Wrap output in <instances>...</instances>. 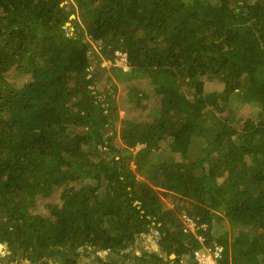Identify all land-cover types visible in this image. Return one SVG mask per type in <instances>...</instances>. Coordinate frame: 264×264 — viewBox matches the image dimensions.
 <instances>
[{
    "label": "trees",
    "instance_id": "1",
    "mask_svg": "<svg viewBox=\"0 0 264 264\" xmlns=\"http://www.w3.org/2000/svg\"><path fill=\"white\" fill-rule=\"evenodd\" d=\"M65 1L0 0V244L10 260L88 264L83 254L105 249L108 264H198L202 235L223 248L218 264H264V0ZM94 59L111 61V75L91 74ZM201 78L224 88L196 92ZM242 105L257 109L247 117ZM59 188L50 213H32ZM214 221L229 231L215 237ZM149 238L158 250L136 252Z\"/></svg>",
    "mask_w": 264,
    "mask_h": 264
},
{
    "label": "rangeland",
    "instance_id": "2",
    "mask_svg": "<svg viewBox=\"0 0 264 264\" xmlns=\"http://www.w3.org/2000/svg\"><path fill=\"white\" fill-rule=\"evenodd\" d=\"M63 5H68L67 10L70 9L69 6V1H65L63 3ZM77 17V16H76ZM74 15L71 16V19H75L76 18ZM65 29L67 30L68 34H72L75 29L76 26L73 22L69 21L66 25H65ZM96 52L97 54L100 53V48L99 46L94 43L93 45V51H91L90 55L91 57L94 56V53ZM99 55V54H98ZM125 56L124 52H116L115 54V66L118 67H123L126 70H129L128 66H127V62L123 61V57ZM122 58V59H121ZM103 61L101 63H98L95 59L92 60L91 62V67H90V73H94L95 71H97V75L100 74L101 77L103 76H110V66H111V61H109L108 59H102ZM103 82H99V84H101L100 86V91L102 92L103 90ZM136 84V82H135ZM141 84V85H140ZM138 85L141 86V89H148L149 87V83L145 80L142 81V83H140ZM192 86L194 87V91H205V92H212V91H217L220 92L221 90H223L224 85L222 83H220L219 80L217 79H208V78H201L199 80H197V82H192ZM128 89L126 88L125 85H119L118 86V90L116 92V98L118 100V111H119V115H120V119L123 118L126 114V102L124 100V96L127 95ZM235 106V104H233V107ZM238 112L241 115L250 117L255 113V110L257 109L256 106L254 107H247L246 105H242V106H236ZM129 114H137L135 112L130 111ZM133 117V116H131ZM120 127V121H118V128ZM120 142V141H119ZM141 148L140 146H138L137 149ZM136 149V150H137ZM163 155L166 154V152H162ZM133 166V165H132ZM208 166V163L206 164L205 167ZM223 174V172H221ZM219 173V175L221 176L222 174ZM61 191L62 189H56V191L54 192V194L49 197V198H39L37 201V205L36 207L32 210L33 214H40V215H47L48 213H50V209H48L49 205H53L55 203L59 202L60 199V195H61ZM165 198V197H164ZM164 203L167 204V206L169 208H173L175 205V201L173 202L174 199L171 198H165L163 199ZM185 213H182V215H184ZM180 216V217H181ZM206 226H203V228H205ZM226 229L229 231V225L228 223L225 221L222 226L219 223H215V221L213 222V235L215 237L221 236ZM157 240L154 238H149L148 240H145L141 247H139L136 252L141 253V249H145L146 251H157L158 247H157ZM109 252L107 250H100L98 249L97 251H93V250H89L87 251L85 254L82 255L81 257V263H88V264H108L110 263L111 258L109 257ZM10 252L7 250V248L3 245L0 244V256L3 257V260L6 262H9L10 264H31L28 260H24L21 257L16 260V261H11L10 260Z\"/></svg>",
    "mask_w": 264,
    "mask_h": 264
},
{
    "label": "built area",
    "instance_id": "3",
    "mask_svg": "<svg viewBox=\"0 0 264 264\" xmlns=\"http://www.w3.org/2000/svg\"><path fill=\"white\" fill-rule=\"evenodd\" d=\"M123 58V61L128 63L126 53ZM181 218L185 225L184 232L186 234L195 233L196 230H198L196 222L189 215L184 214ZM201 228H203V226H201ZM198 240L200 242V247L194 251V257L198 264H218V260L223 254V248L219 245H215L214 247L204 245L205 238L202 235L198 236Z\"/></svg>",
    "mask_w": 264,
    "mask_h": 264
},
{
    "label": "water",
    "instance_id": "4",
    "mask_svg": "<svg viewBox=\"0 0 264 264\" xmlns=\"http://www.w3.org/2000/svg\"><path fill=\"white\" fill-rule=\"evenodd\" d=\"M175 256L172 255V258H174Z\"/></svg>",
    "mask_w": 264,
    "mask_h": 264
}]
</instances>
